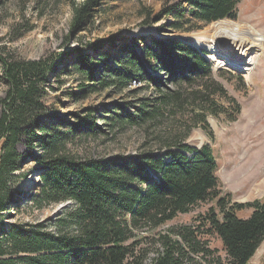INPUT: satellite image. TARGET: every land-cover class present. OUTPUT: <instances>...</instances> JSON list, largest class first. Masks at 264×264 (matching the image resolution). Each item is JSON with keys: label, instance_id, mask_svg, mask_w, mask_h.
I'll use <instances>...</instances> for the list:
<instances>
[{"label": "trees", "instance_id": "obj_1", "mask_svg": "<svg viewBox=\"0 0 264 264\" xmlns=\"http://www.w3.org/2000/svg\"><path fill=\"white\" fill-rule=\"evenodd\" d=\"M240 1L182 0L164 14L175 18L172 26L182 31V22L187 18L206 25L236 20ZM87 4L84 12L75 10L77 22L91 11ZM124 40L119 49L122 57L101 52L100 45L92 46L104 58L100 61L107 75L102 87H126L135 78L160 85L135 53L130 44L133 40ZM74 53L75 70L87 80H94V58L82 50ZM144 54L155 62L150 65L154 72L163 71L185 82L200 81L213 95L226 98L235 111L227 117L236 120L240 105L227 97L220 85H209L213 78L211 63L194 47L161 40L146 47ZM59 58L14 59L3 57L0 51V85L7 87L0 117V264H249L264 242V200L240 204L230 193H224L209 145H181L165 155L136 159L120 156L106 162L82 161L64 154L69 136L59 131L64 123L48 114L45 102L47 76L57 73ZM113 61L124 69L109 66L107 62ZM206 110L213 117L221 113L209 107ZM139 112L137 117L124 116L120 123L146 122L152 115L142 109ZM81 123L93 124L83 118ZM79 129L73 126L69 135ZM96 129V125L90 129L92 136ZM204 129L209 132L207 127ZM23 139L31 145L39 144L43 151L33 156L40 185L30 202L32 210L72 204L63 209L52 231L42 222H5L12 214L3 213L13 208L21 212L20 202L24 200L13 185L15 173L32 155L17 151ZM208 201L213 206L192 224L166 228L178 215ZM245 209L252 213L240 218L238 213ZM213 238L221 242L224 257L211 247Z\"/></svg>", "mask_w": 264, "mask_h": 264}, {"label": "rangeland", "instance_id": "obj_2", "mask_svg": "<svg viewBox=\"0 0 264 264\" xmlns=\"http://www.w3.org/2000/svg\"><path fill=\"white\" fill-rule=\"evenodd\" d=\"M181 1L0 0V51L3 57L32 61L44 58L55 61L61 57L57 62V73L47 76L45 102L49 108L48 114L58 116L64 123L59 131L69 136L65 155L82 161L106 162L120 156L136 159L149 154L165 155L168 151L179 149L181 145L193 148L209 145L217 163L216 176L223 192L230 193L234 202L240 204L263 201L264 193L247 201V193H243L239 185L248 178L264 177V43L253 53L256 48L251 44L255 37H244L246 48L252 50H245L247 54L252 52L249 59L256 56V67L249 78L223 69L226 66L218 67L209 58L213 71L209 85H220L227 97L234 99L241 107L236 120H230L227 115L233 116L235 111L229 106V101L213 95L212 90L205 89L200 81L185 82L173 79L169 73L148 69L155 62L145 57L146 47H152L154 42L161 40H176L198 49L186 36L211 31L214 24L224 21L206 25L191 22L187 18L182 22L183 30L178 31L172 26L176 19L167 16L164 11L179 5ZM86 3L91 11L77 22L75 10L84 12ZM225 21L242 23L264 37V0H241L237 19ZM122 38L133 40L130 44L134 45L135 53L142 57L147 72L155 76L160 85L135 78L126 87L121 84L102 87L101 83L107 75L102 71L103 64L100 61L104 58L99 57L93 49L96 47L92 46L100 45L101 52L122 57L119 49L126 43ZM218 41L222 40L218 38ZM227 43L230 46L233 44L229 40ZM76 50H82L91 59L94 58L92 61L97 66L94 80H87L75 70ZM198 50L208 54L214 52L208 46ZM107 63L111 67L123 68L116 61ZM6 93L7 87L0 85V117ZM207 107L221 113L213 117L210 112L207 113ZM139 109L152 113L148 121L126 120L125 124L120 123L124 116L140 115ZM81 118L93 124H82ZM94 125L98 129L96 135L92 136L90 129ZM73 126H79L80 129L69 135ZM27 141L23 139L17 151L21 155L29 152L32 155L27 156L13 180L14 189L21 191L24 196L20 202L21 212L16 213V208L11 209L8 214L11 213L12 217L5 221L42 222L52 231L63 212L59 209L65 204L40 212L32 210L30 202L38 193L40 185L38 164L33 156L43 151L39 144L31 145ZM32 178L34 181L31 185L22 190L23 185ZM212 206L211 201L198 204L189 213L178 215L166 228L192 224ZM251 213V209H245L238 216L246 218ZM211 247L218 249L224 257L221 242L217 238L211 239ZM249 264H264V242Z\"/></svg>", "mask_w": 264, "mask_h": 264}, {"label": "bare ground", "instance_id": "obj_3", "mask_svg": "<svg viewBox=\"0 0 264 264\" xmlns=\"http://www.w3.org/2000/svg\"><path fill=\"white\" fill-rule=\"evenodd\" d=\"M247 35L249 37H252V36L255 37V38H252L253 43L251 44L253 47L256 48L253 50V53H254V51L258 50V48L261 47L262 43H264V37L261 34H257L252 29L248 28L246 25H243L242 23L241 24L235 23V22L231 23L229 21L224 20V21L217 23L216 25L214 24V26H212L211 28V31L207 30L203 34L189 35V36H186V38L188 39L189 42H191L198 48L208 46L209 49H212L214 52L211 53V55L207 58L208 59L210 58L212 61H215L216 62L215 65H217L218 67L227 66L225 59L224 58L220 59L217 56L216 51H219V49L222 51V45L224 43L226 44L227 41L229 40L230 42L233 43L231 44V49H235L238 53L243 54L241 58L237 59V62L240 63L243 60H246V61L249 60L248 65L253 64V66L249 68H245L243 70L245 73H247L246 78H249L248 76L252 74V71H254L256 67V61L253 62V57L249 59L252 52L247 54L246 53L247 51H245V50L252 51L246 48L247 44L245 43L244 37ZM218 38H220L222 41L219 42ZM209 43L210 45H208ZM212 43L215 44V46ZM228 46L230 45L228 44ZM244 65H247V63ZM256 156L257 155H255V158ZM250 173L248 175H250ZM33 181H34L33 178L27 181L21 189L26 190ZM239 186H240V189L243 191V193L244 192L247 193V197H245L247 201L254 200L255 198L260 197L264 193V177L260 179L259 178L258 179L248 178L247 180L241 182Z\"/></svg>", "mask_w": 264, "mask_h": 264}, {"label": "built area", "instance_id": "obj_4", "mask_svg": "<svg viewBox=\"0 0 264 264\" xmlns=\"http://www.w3.org/2000/svg\"><path fill=\"white\" fill-rule=\"evenodd\" d=\"M228 47L223 44L222 45V51L221 50L216 51L217 56L220 59H223L224 58L225 61H226V65L227 66L224 67L223 69H226L227 68V69H230L232 71V73L246 75L247 73H245L243 70L245 68H249V67L253 66V64L252 65H248L249 60H247V61L246 60H243L240 63L237 62V59L241 58L242 57V54L241 53H238L235 49H231V48L230 49H227ZM220 52H221V54H220ZM208 55L210 56L211 54H208ZM204 56L205 57H208L207 55H204ZM230 58H232V59H230ZM210 62H211V60H210ZM246 63H247V65H244ZM211 64H212V62H211ZM148 69H150V71H153L152 70V67H150V65L148 66ZM147 169L149 170V168H147ZM8 213H9V211H6V212L3 213V215L4 216H7Z\"/></svg>", "mask_w": 264, "mask_h": 264}, {"label": "water", "instance_id": "obj_5", "mask_svg": "<svg viewBox=\"0 0 264 264\" xmlns=\"http://www.w3.org/2000/svg\"><path fill=\"white\" fill-rule=\"evenodd\" d=\"M30 175H31V174H29L28 177H29ZM69 204H70V202H69L68 204L66 203L65 205L61 206L59 210H63V209H64L67 205H69Z\"/></svg>", "mask_w": 264, "mask_h": 264}]
</instances>
